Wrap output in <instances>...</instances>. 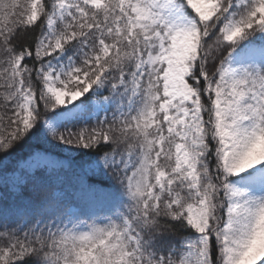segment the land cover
Listing matches in <instances>:
<instances>
[{
  "label": "snow or ice",
  "instance_id": "1",
  "mask_svg": "<svg viewBox=\"0 0 264 264\" xmlns=\"http://www.w3.org/2000/svg\"><path fill=\"white\" fill-rule=\"evenodd\" d=\"M25 147L0 264H264V0H0Z\"/></svg>",
  "mask_w": 264,
  "mask_h": 264
},
{
  "label": "trees",
  "instance_id": "2",
  "mask_svg": "<svg viewBox=\"0 0 264 264\" xmlns=\"http://www.w3.org/2000/svg\"><path fill=\"white\" fill-rule=\"evenodd\" d=\"M54 151L56 153H58V154H62L63 156L76 157V153L75 152H70L67 149H64V150L55 149ZM27 152H28V148L25 147V148L21 149L20 151L13 153L7 159H4L3 157H0V161L3 162V165H7L10 168L11 165L16 160H18V159L22 158L23 156H25L27 154Z\"/></svg>",
  "mask_w": 264,
  "mask_h": 264
}]
</instances>
